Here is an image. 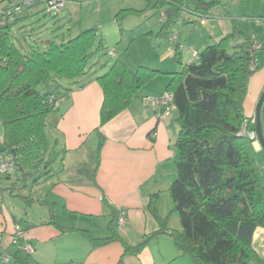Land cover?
Wrapping results in <instances>:
<instances>
[{
  "label": "trees",
  "instance_id": "1",
  "mask_svg": "<svg viewBox=\"0 0 264 264\" xmlns=\"http://www.w3.org/2000/svg\"><path fill=\"white\" fill-rule=\"evenodd\" d=\"M159 1L169 3L175 11L183 2ZM193 1L194 10L190 12L198 17L197 23L221 6V0ZM38 2L45 4L46 11V0H33L29 6L26 0H0L14 14L12 22L0 24V155L12 161L13 170L21 171L23 180L30 175L26 169L44 165L46 169L51 167L46 172L53 171L55 151L44 157L48 145L46 118L59 108L69 91L90 80L99 84L103 92L99 133V128L124 110L160 72L141 65L132 70L117 58L103 74L94 75L89 63L96 29L81 31L60 43L43 41L40 48L28 44V49L22 50V44L19 48L13 42L12 27ZM167 22L166 16L164 26ZM236 36L242 41L232 43ZM254 41L261 49L262 43L234 20L230 33L205 46L181 70L169 73L166 84L178 124L173 144L175 178L169 192L181 230L171 236L178 250L188 253L195 264H251L256 254L253 233L257 227L264 228V163L254 140L241 134L251 118L244 113L243 101L250 76L257 69V64L251 69L258 51L252 48ZM176 44L179 51L178 41ZM106 53L113 55V50ZM260 119L264 135V102ZM12 171L0 172V178H8ZM1 189L6 187L0 185ZM163 231L162 227L137 245H126V251L137 253ZM18 254L15 250L12 256L16 259Z\"/></svg>",
  "mask_w": 264,
  "mask_h": 264
},
{
  "label": "crops",
  "instance_id": "2",
  "mask_svg": "<svg viewBox=\"0 0 264 264\" xmlns=\"http://www.w3.org/2000/svg\"><path fill=\"white\" fill-rule=\"evenodd\" d=\"M252 1L259 5L261 15L247 18L248 23L243 17L226 14L228 26L214 30L217 18H208L203 24L198 23L197 35L192 40L188 36L184 44L180 35L174 34L179 48L175 60L153 68L160 72L124 110L102 125L99 133L103 101L99 84L90 80L66 94L59 108L46 118L55 168L49 174L52 177L45 199L41 202L25 196L26 207L19 209L12 205L20 195L13 192L14 187L10 188L11 181L0 184L6 187L0 190V264H195L188 253L178 250L171 236L181 230L169 192L175 178L177 111L172 102H145L143 97H161L169 73L181 70L194 54L230 33L236 20L250 37L262 43L244 100L246 116L253 117L264 89V0ZM27 14L26 11L22 17ZM210 21L212 33L207 38L200 26L205 27ZM253 26H260L261 30L256 32ZM236 40L234 43L241 42L242 37L237 36ZM8 198H12L11 202ZM35 201L40 202L41 214L38 208L32 212H39V217H31L28 212L34 209ZM120 209L126 210L122 227L116 222ZM16 224L24 229V234L14 244ZM162 227L164 231L148 240L137 253L126 251V245L135 246ZM112 235L115 237L102 242ZM257 243L264 247L263 227L253 233L254 249ZM15 250H19L16 259L12 256ZM3 254L9 256L5 262L1 259Z\"/></svg>",
  "mask_w": 264,
  "mask_h": 264
},
{
  "label": "rangeland",
  "instance_id": "3",
  "mask_svg": "<svg viewBox=\"0 0 264 264\" xmlns=\"http://www.w3.org/2000/svg\"><path fill=\"white\" fill-rule=\"evenodd\" d=\"M44 8L43 2L32 6L28 9L26 17L13 25L12 37L15 45L21 48L22 44L24 46L22 50L28 49V44L35 47L38 45L40 48L44 45L43 41L60 43L76 36L81 31L96 27L93 57L89 63V68H92L95 73L103 69L107 70L113 60L117 58L125 62L132 70L137 69L140 65L149 68H157L161 64L166 65L170 63V60H175V52L178 51L171 37L174 34L180 35L181 42L184 44L188 36L191 40L194 39L197 35L195 28L200 25L196 21L198 17L190 12L194 10L193 0H183L182 6L176 11L169 3L159 0H69L58 14L48 13ZM162 12L168 18L167 26L163 24ZM259 12V5L252 0H221V6L215 8L214 14L209 18L213 16L217 18L216 27L213 29L219 30L229 25L230 20L225 16L226 14L243 17V20L248 23L247 18L258 17L261 15ZM211 22L205 27L200 26L204 37L208 38L212 33ZM256 27L253 26L256 32L261 30L260 26L257 29ZM157 36H162L157 40L163 41L153 44ZM236 38L237 36L233 38L232 43L237 41ZM100 41L102 46H99ZM185 46L187 49L188 45ZM110 49L113 50V55L106 53ZM103 73L101 71V74ZM46 130L49 134V128ZM2 136L3 127L0 121V141ZM253 143L258 156L264 163V152L258 140H254ZM52 150L53 141L51 144L48 142L44 152L45 159L52 153ZM50 168L46 169L44 165H40L36 169H26L25 171L30 175L24 180L22 172L17 169L12 171L10 179L1 177V184L11 181L9 186L12 185L13 192L20 195L14 198L16 200L12 201V205L19 209L26 207L25 198H23L25 196H31L36 200L40 199L42 202L50 186L48 181L52 177L49 175L51 171L46 172ZM8 199L11 202L12 198ZM34 205V209H28V212L31 217H39L41 214L40 202L35 201ZM37 208L40 209V214L39 212L33 213L38 211ZM21 213L22 211L19 212V217H21ZM255 247L257 252L254 249L256 254L251 259V264H264V247L261 246V243H257Z\"/></svg>",
  "mask_w": 264,
  "mask_h": 264
},
{
  "label": "built area",
  "instance_id": "4",
  "mask_svg": "<svg viewBox=\"0 0 264 264\" xmlns=\"http://www.w3.org/2000/svg\"><path fill=\"white\" fill-rule=\"evenodd\" d=\"M69 0H46V11L49 12H55L59 13L62 11V9L65 6V3ZM33 0H26V5L29 6L31 5ZM211 12V11H210ZM162 20H165L166 16L165 13H161ZM206 18H209L208 16H203L200 17V22L201 24L204 23V20ZM14 20V14L11 9H6L5 6L0 4V24H8ZM171 40L174 42H177V35H173L171 37ZM260 43L258 41H254L252 44V48L255 50L260 49ZM109 53H112V51H109ZM193 57H196V54L193 55ZM257 64V59H255V62L252 63L251 69L255 67ZM171 93L165 92L161 97L159 98H150L146 97L143 98L145 102H151V103H160L163 105H167L168 103L171 102ZM59 101L55 103V106H58ZM255 124V116L251 117L249 122L244 123L242 129H241V134L246 136L247 138L251 140H256L257 139V134L254 129L250 128V125L254 126ZM13 170V163L10 161L7 157L0 155V172H11ZM116 222L118 223L119 227H122L124 223L126 222V210L120 209L118 211V214L116 216ZM24 234V230L20 225H15L13 235H12V242L16 243L17 239L22 237ZM1 259L5 262L8 260V256L6 254H3L1 256Z\"/></svg>",
  "mask_w": 264,
  "mask_h": 264
},
{
  "label": "water",
  "instance_id": "5",
  "mask_svg": "<svg viewBox=\"0 0 264 264\" xmlns=\"http://www.w3.org/2000/svg\"><path fill=\"white\" fill-rule=\"evenodd\" d=\"M95 29H96V27H93V28H91L89 30H95ZM161 41H163V40L155 39L153 41V44L159 43ZM263 102H264V89H263V91H262V93H261V95H260V97L258 99L257 105H256L255 124H254V130H255V132L257 134V140H258V142H259V144H260V146H261V148H262V150L264 152V135H263V132H262V125H261V119H260V110H261V106H262Z\"/></svg>",
  "mask_w": 264,
  "mask_h": 264
}]
</instances>
